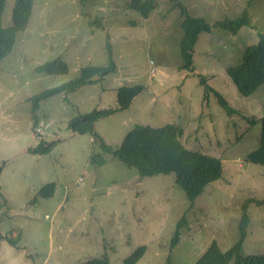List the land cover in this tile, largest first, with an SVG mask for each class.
I'll return each mask as SVG.
<instances>
[{
  "label": "rangeland",
  "instance_id": "obj_1",
  "mask_svg": "<svg viewBox=\"0 0 264 264\" xmlns=\"http://www.w3.org/2000/svg\"><path fill=\"white\" fill-rule=\"evenodd\" d=\"M128 1L33 0L25 29L0 60V264H81L103 255L109 264H122L140 245L146 250L136 264H165L168 258L192 264L212 240L223 250L232 246L239 239L241 205L247 198L264 200V166L245 159L258 145L264 84L245 97L226 73L264 34V0H178L189 15L211 26L198 35L190 71L182 68L179 50L180 9L156 0L143 18ZM13 4L6 2L5 27L11 25ZM244 12L250 26L236 34L213 26ZM107 43L114 72L44 99L33 111L30 96L77 76L83 66L104 65ZM59 56L68 64L66 74L34 70ZM201 78L236 112L228 115ZM136 84L143 89L128 109L95 121L99 140L68 128L72 117L115 107L117 88ZM166 123L181 128L187 149L222 163L220 178L192 203L174 173L140 177L100 146L101 139L118 147L136 125ZM40 140L51 143L49 151L30 153ZM49 182L55 183L54 194L32 202ZM247 213L243 252L264 254V202H250ZM182 218L179 240L171 247ZM10 232L15 245L2 238Z\"/></svg>",
  "mask_w": 264,
  "mask_h": 264
},
{
  "label": "trees",
  "instance_id": "obj_2",
  "mask_svg": "<svg viewBox=\"0 0 264 264\" xmlns=\"http://www.w3.org/2000/svg\"><path fill=\"white\" fill-rule=\"evenodd\" d=\"M83 1V0H81ZM173 7H178L181 12V28L183 31L179 43L182 68L192 70L193 50L199 33L209 32L211 26L200 17L188 14L186 6L178 0H167ZM7 0H0V60L8 55L14 47L16 33L23 31L29 21L33 0H14L11 10V25L3 26L2 16L6 8ZM130 9L138 12L143 18L157 7L156 0H129L126 4ZM214 27L224 29L236 34L243 26H250V18L247 12L235 19L218 20ZM107 62L104 65H86L80 68L77 76L53 87L46 88L28 98L32 103L33 111L38 109L39 103L58 94L75 92L82 86L95 83V78H102L116 69V63L112 57L110 44L107 43ZM38 73L49 75L66 74L67 62L62 57H56L34 67ZM226 73L242 96H250L260 85L264 84V34L259 33L258 40L248 45L241 56V61L236 65L226 68ZM200 82L205 91L213 92L219 105L228 115L236 112L231 108L226 98L206 83L204 78ZM143 89V85L120 86L116 90V106L104 109H94L88 113L72 117L68 121V128L78 134H90L94 140H99V135L94 132L93 126L96 120L110 114L129 108L132 99ZM36 118V117H35ZM34 120V119H33ZM37 119L33 121L36 129ZM252 122L253 119H250ZM249 121V120H248ZM181 128L175 123H166L161 126L136 125L122 138L118 147L112 148L100 139L101 148L113 157L122 161L125 165L137 169L140 177H150L159 174H175V182L183 190L186 198L192 203L202 194L207 184L220 178L222 163L219 158L207 155L200 151L187 149L180 141ZM51 143L40 140L39 143L29 149L30 153H46ZM246 161L264 166V115L260 118V134L257 147L247 153ZM1 171V169H0ZM55 183L49 182L43 185L31 201L36 202L38 197L47 198L54 194ZM2 193L0 191V197ZM258 204L264 200L247 198L241 205L242 215L239 221V239L229 248L223 250L217 241L212 240L201 255L192 264H264V254H245L242 243L246 237V225L249 222L247 207L250 202ZM182 218L176 225L174 234L170 240V246L174 247L180 235ZM13 232L2 236L12 245L16 240L12 238ZM16 237L19 234L16 233ZM145 245L138 246L130 255L123 259L122 264H136L145 253ZM81 264H109L106 255L89 258ZM165 264H172L168 258Z\"/></svg>",
  "mask_w": 264,
  "mask_h": 264
}]
</instances>
